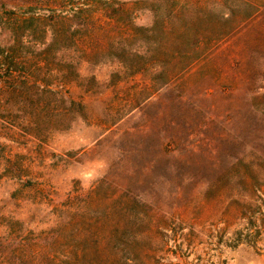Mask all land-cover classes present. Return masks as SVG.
I'll return each mask as SVG.
<instances>
[{
  "label": "rangeland",
  "instance_id": "obj_1",
  "mask_svg": "<svg viewBox=\"0 0 264 264\" xmlns=\"http://www.w3.org/2000/svg\"><path fill=\"white\" fill-rule=\"evenodd\" d=\"M140 1L127 20L98 13L104 48L172 9L203 39L200 58L174 76L144 56L136 74L109 52L83 60L70 91L87 117L42 144L0 121L27 174L0 167V220L12 226L0 224V244H26L27 264H264V239L231 242L245 221L238 195L218 191L245 166L264 182V0ZM36 4L0 0V15Z\"/></svg>",
  "mask_w": 264,
  "mask_h": 264
},
{
  "label": "trees",
  "instance_id": "obj_2",
  "mask_svg": "<svg viewBox=\"0 0 264 264\" xmlns=\"http://www.w3.org/2000/svg\"><path fill=\"white\" fill-rule=\"evenodd\" d=\"M172 1L152 0V5L155 3L154 9L171 7ZM36 2L27 9L3 8L0 15L2 32L8 38L5 43L0 42V121L27 140L45 143L54 132L71 128L77 118L86 119L85 103L75 99L70 91L72 84H81L79 67L83 60L96 62L109 52V56L136 74L146 71L148 63L135 62L133 58L144 56L152 58V66L158 61L166 65L174 76L191 68L201 55L200 34L191 35L192 25L172 9L161 16L156 14L152 27H130L133 33L122 35L119 40H108L104 48L98 13L118 21L127 20L134 17V7L128 6L129 2L139 4L140 0ZM134 47H139L140 52L144 49L145 53L139 55ZM91 81L96 83V76L93 75ZM9 149L0 142V167H4L8 177L23 179L27 175L25 168L11 161ZM235 174L240 177L237 183L227 182L218 189L225 194L238 195L232 200L237 206L234 213L245 221L243 228L235 230L231 242L257 246L264 239V182L258 180L259 172L249 166ZM231 211V205L227 206L225 213ZM3 217L0 214V219ZM3 221L0 220V224ZM4 243L0 244V264H27L26 244Z\"/></svg>",
  "mask_w": 264,
  "mask_h": 264
}]
</instances>
